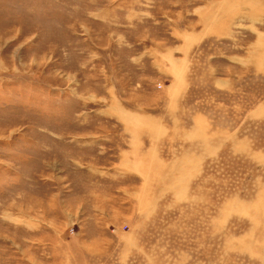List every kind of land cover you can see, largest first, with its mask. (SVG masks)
I'll list each match as a JSON object with an SVG mask.
<instances>
[{
	"label": "rangeland",
	"instance_id": "374dc122",
	"mask_svg": "<svg viewBox=\"0 0 264 264\" xmlns=\"http://www.w3.org/2000/svg\"><path fill=\"white\" fill-rule=\"evenodd\" d=\"M0 264H264V0H0Z\"/></svg>",
	"mask_w": 264,
	"mask_h": 264
}]
</instances>
